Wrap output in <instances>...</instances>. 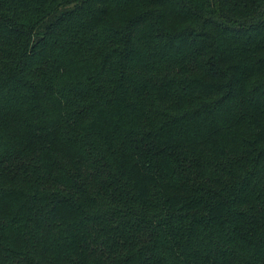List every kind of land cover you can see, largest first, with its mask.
I'll use <instances>...</instances> for the list:
<instances>
[{"label":"trees","instance_id":"trees-1","mask_svg":"<svg viewBox=\"0 0 264 264\" xmlns=\"http://www.w3.org/2000/svg\"><path fill=\"white\" fill-rule=\"evenodd\" d=\"M0 264H264V0H0Z\"/></svg>","mask_w":264,"mask_h":264}]
</instances>
